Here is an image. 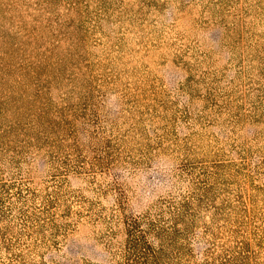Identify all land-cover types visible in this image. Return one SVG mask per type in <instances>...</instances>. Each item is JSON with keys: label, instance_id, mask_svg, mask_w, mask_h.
Instances as JSON below:
<instances>
[{"label": "rangeland", "instance_id": "obj_1", "mask_svg": "<svg viewBox=\"0 0 264 264\" xmlns=\"http://www.w3.org/2000/svg\"><path fill=\"white\" fill-rule=\"evenodd\" d=\"M183 208L184 264H264V0H0V264Z\"/></svg>", "mask_w": 264, "mask_h": 264}, {"label": "trees", "instance_id": "obj_2", "mask_svg": "<svg viewBox=\"0 0 264 264\" xmlns=\"http://www.w3.org/2000/svg\"><path fill=\"white\" fill-rule=\"evenodd\" d=\"M184 210L183 208L176 213L171 227L158 225L156 220L146 222V226L143 227L146 218H127L124 221L127 235L124 255L136 260L137 264H184L183 256L191 255L190 248L185 245L189 221ZM3 218L0 212V230ZM151 237L156 243L149 240Z\"/></svg>", "mask_w": 264, "mask_h": 264}]
</instances>
